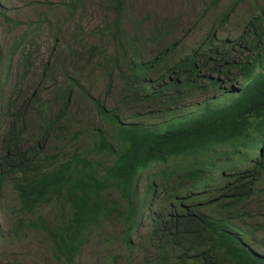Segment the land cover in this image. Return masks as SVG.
<instances>
[{
	"label": "rangeland",
	"instance_id": "1",
	"mask_svg": "<svg viewBox=\"0 0 264 264\" xmlns=\"http://www.w3.org/2000/svg\"><path fill=\"white\" fill-rule=\"evenodd\" d=\"M109 1L81 0V7L68 18L63 0H0V137L7 133L12 115L29 99L26 122L20 121L18 128L23 131L20 138L23 144L32 142L30 132L43 118L37 106L32 105L36 98L45 105L42 109L45 117L55 120L62 113L56 124L63 131L48 135L46 152L86 154L100 169L109 165L112 156L106 151L90 152L91 147L100 137L113 145L115 128L106 117L98 115L91 99L123 124H143L161 131L170 120H185L198 115L206 106H221L236 93L231 88L244 85L238 69H227V63L245 62V57L249 58V64L253 62L256 52L249 32L236 48L232 43L248 30L247 24L259 16L260 10L264 11V0H217L215 5V0H123L122 35L135 30L137 36L145 37L142 60L150 62L167 50L166 45H176L160 65L147 71L146 81L155 84L168 71L175 78L179 73L175 69L177 64L194 51L198 57L210 58L211 63L201 67L196 76L200 87L169 89L157 104L142 102L140 95L127 87L128 68L122 54L115 53L123 42L107 29L115 18ZM160 24L172 28V34L161 44L151 46L145 40ZM210 31L217 42L203 46ZM211 51L224 54L225 58L220 61L210 55ZM185 78L181 76L179 83ZM70 80L78 86L72 87L64 108L65 100L60 99V94L71 85ZM213 80H217L216 86L211 85ZM173 98L174 102L168 103ZM215 152L221 153L223 148ZM185 165L184 160H176L164 167L154 165L141 173L137 202L140 204L145 194L148 178L168 167ZM215 176L216 185L221 175ZM259 181L255 193L241 210L245 231L248 235L254 232L257 249L261 251L264 249V172ZM109 197L114 200L111 193ZM161 200L162 196L156 193L146 210H138L140 220L130 233V248L121 239L124 225L119 218L111 216L92 228L71 264H156L155 248L146 233L153 214L164 207ZM67 212L68 209L55 204L45 205L32 215L23 214L9 183L0 179V264H67L47 231L65 228Z\"/></svg>",
	"mask_w": 264,
	"mask_h": 264
},
{
	"label": "trees",
	"instance_id": "2",
	"mask_svg": "<svg viewBox=\"0 0 264 264\" xmlns=\"http://www.w3.org/2000/svg\"><path fill=\"white\" fill-rule=\"evenodd\" d=\"M109 3L115 18L107 29L123 42L115 53L122 54L128 68L127 87L140 95L142 102L157 104L169 89L200 87L196 79L198 71L211 62L210 58L198 57L195 51L177 64L175 69L179 73L175 78L168 71L156 82H163L162 86L146 81L147 71L160 65L176 45H166L167 50L161 49L165 51L159 57L145 62L141 48L145 37L137 36L135 30L122 35L123 0ZM80 5L81 0L62 2L68 18L74 16ZM165 27L168 26L160 24L145 42L151 46L161 44L172 34V28ZM246 27L248 30L232 46L236 48L249 32L256 52L253 62L249 64V58L245 57V62L227 63V69H238L244 85L231 88L236 93L219 107L206 106L198 115L170 120L163 130L156 131L143 124H123L91 99L98 115L106 117L115 128L113 145L100 137L90 150L96 154L106 151L112 156L104 168L99 169L86 154L46 152L48 135L63 131L56 124L62 113L55 120L45 117L42 110L45 105L38 99L34 98L32 105L37 106L43 118L30 132L29 144H23L20 139L23 131L18 128L20 121L26 122L29 99L12 115L7 133L0 137V179L9 183L23 214L32 215L45 205L58 204L68 209L65 228L47 230L57 253L67 264L78 255L92 228L111 216L124 225L121 239L130 248V233L140 220L138 210H146L156 193L162 196L164 207L153 214L146 233L155 248L156 264H264V249H257L254 232L246 233L241 210L255 193L264 172V11L260 10L259 16ZM214 42L217 39L210 31L202 45ZM210 53L220 61L225 58L216 51ZM212 62L215 64L216 58ZM181 76L186 78L179 83ZM70 84L60 94V99L65 100L64 108L72 87L78 86L75 81L70 80ZM211 85L216 86L217 80ZM217 148H223V152L216 153ZM176 160H184L186 165L168 167L148 178L139 204L136 192L141 173L154 165L164 167ZM216 173L221 179L215 185ZM110 193L114 200H109Z\"/></svg>",
	"mask_w": 264,
	"mask_h": 264
}]
</instances>
